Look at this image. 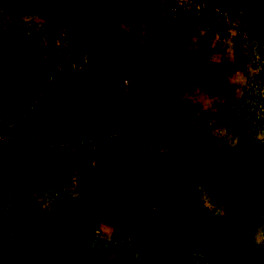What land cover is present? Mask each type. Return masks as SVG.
Instances as JSON below:
<instances>
[{"label":"rangeland","instance_id":"obj_1","mask_svg":"<svg viewBox=\"0 0 264 264\" xmlns=\"http://www.w3.org/2000/svg\"><path fill=\"white\" fill-rule=\"evenodd\" d=\"M163 16L205 74L143 81ZM0 28L58 59L7 93L0 152L71 151L38 188L0 174V264H264V0H0ZM111 136L162 154L195 191L173 201L122 177Z\"/></svg>","mask_w":264,"mask_h":264},{"label":"trees","instance_id":"obj_2","mask_svg":"<svg viewBox=\"0 0 264 264\" xmlns=\"http://www.w3.org/2000/svg\"><path fill=\"white\" fill-rule=\"evenodd\" d=\"M174 17L163 16L150 18L148 30L149 41L155 43L154 67L158 77L167 75L166 62L175 60V68L170 73L180 76H198L205 74L209 67V59L178 55L171 41L169 30L174 27ZM166 28V29H165ZM168 29V30H167ZM166 30V31H163ZM58 63V59L46 55L44 50L30 39L19 35L7 39L0 28V106L7 104V93L17 86L18 77L33 73L41 77L48 69ZM204 68H197V65ZM67 148L29 147L21 155L14 154L9 147L0 152V174L18 182L24 189L38 188L44 185L46 174L51 166L68 157L71 151ZM103 154L106 155L120 171L122 177L138 179L146 182L151 188L167 189L169 197L187 199L186 194L194 189L191 176L177 167L162 154L151 152L121 136H111L103 143ZM2 188V183H0ZM58 204L70 206V203L58 201ZM71 211L67 208L64 212Z\"/></svg>","mask_w":264,"mask_h":264},{"label":"crops","instance_id":"obj_3","mask_svg":"<svg viewBox=\"0 0 264 264\" xmlns=\"http://www.w3.org/2000/svg\"><path fill=\"white\" fill-rule=\"evenodd\" d=\"M176 48V46H175ZM177 49V48H176ZM154 53H155V48L153 50V56H154ZM206 55V54H205ZM173 60H169L167 61V64H166V70L169 71V73L167 75H164L162 77H158L157 76V73L155 71V74H151L149 75L148 77H143V81L148 84L152 83L154 80L158 79L160 81H163L165 82L166 84L170 81H177V80H174V79H177V77H179L178 75L176 74H173V73H170L171 70H173L175 68V63L172 64ZM181 77V76H180Z\"/></svg>","mask_w":264,"mask_h":264}]
</instances>
